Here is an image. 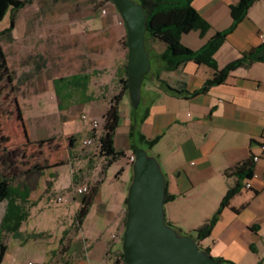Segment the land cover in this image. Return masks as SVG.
<instances>
[{"label": "crops", "instance_id": "obj_1", "mask_svg": "<svg viewBox=\"0 0 264 264\" xmlns=\"http://www.w3.org/2000/svg\"><path fill=\"white\" fill-rule=\"evenodd\" d=\"M34 1L28 6H33ZM238 1L193 0V5L210 28L204 35L198 29L187 28L181 41L192 49L201 48L216 32L233 24L231 7ZM113 21L108 23L112 24ZM262 35L264 0H256L246 17L227 35L216 52L219 68L264 42ZM164 48H150L154 55L153 69L173 86H186L189 91H195L213 77V68L194 61H188L179 70L164 72L162 63L155 57ZM98 57V67L103 71L85 66L71 74L57 76L50 91L57 103L56 114L61 121V133L73 138L69 152V157H73L74 161L70 162L73 184L98 186L89 213L97 204L102 216L118 226L117 233L122 235L127 215L125 201L133 176L129 160L132 154L129 150L132 116L126 109H121L127 96V93H122L119 104L121 121L114 146L117 150L126 151V158L107 165L106 158L100 153L98 139L102 134L104 115L115 96L120 94L122 79L126 78V74L123 65H120V58ZM148 81L151 82L143 90L142 110L148 108L149 112L140 131L150 139L161 137L152 150L166 175L167 190L175 196L165 203L166 217L190 232L213 216L228 189L237 183L238 177L227 175L226 170L259 152L260 143L264 140V61L239 67L223 83L190 98L163 90L155 76ZM115 89L117 94L113 95ZM78 105L88 107L91 115L100 123L99 128L92 129L86 138L94 139L89 146L84 143L86 139L80 144V132L72 119L71 113ZM84 121L92 124L88 119ZM50 134V130L39 128L34 138H44ZM85 146L88 147L85 149ZM246 183L247 186L224 209L211 235L199 243L203 248H210L214 257H223L237 264H259V261L264 264V160L254 163V175ZM73 198L76 215L83 195L75 194ZM114 202L115 206L112 207L111 203ZM238 208L241 210L236 212ZM82 226L83 223L76 229H82ZM67 235L69 244L65 261L68 264L72 263L73 258L85 264H110L108 258L113 253L107 240L98 237L89 246L78 233L69 231Z\"/></svg>", "mask_w": 264, "mask_h": 264}, {"label": "rangeland", "instance_id": "obj_2", "mask_svg": "<svg viewBox=\"0 0 264 264\" xmlns=\"http://www.w3.org/2000/svg\"><path fill=\"white\" fill-rule=\"evenodd\" d=\"M34 2L33 6L18 12L15 27L10 32L6 31L11 27L10 12L0 23V170L14 185L27 183L31 188L30 200L34 203L19 232L4 236L8 247L2 264H64L66 254L61 251V239L65 236L63 244H67L69 231L78 233L89 246L98 237L107 240L113 253L108 261L115 264L123 251L122 239L112 238L118 226L102 216L97 204L82 229H76L73 197L83 194L78 193V185L73 184L70 162L74 161L69 157L73 138L61 133L57 103L50 88L55 77L85 66L103 71L98 67L101 55L120 58V65H124L128 55V46L124 44L127 30L112 2ZM112 19L115 22L108 23ZM148 45L159 50L166 44L150 39ZM150 82L146 80L145 86ZM116 92L115 89L113 95ZM78 106L71 114L80 132V144H83L93 129L91 123L84 121V116L90 121L95 118L88 107ZM121 109H126L128 114L133 111L128 94ZM39 128L50 130L52 134L36 139L35 131ZM148 152L154 155L152 149ZM59 196L63 197L62 202ZM115 202L111 203L112 207ZM73 259L71 264H85Z\"/></svg>", "mask_w": 264, "mask_h": 264}, {"label": "trees", "instance_id": "obj_3", "mask_svg": "<svg viewBox=\"0 0 264 264\" xmlns=\"http://www.w3.org/2000/svg\"><path fill=\"white\" fill-rule=\"evenodd\" d=\"M136 1L143 5L147 15L148 31L146 33V46L152 60L151 71L144 79L142 98L146 80H149L154 76L163 90L176 96L190 98L199 93L207 92L214 85L223 83L233 70L239 67H247L256 61H264V42L255 48L243 52L239 58L231 61L223 68H219L215 58L216 52L224 44L227 35L241 20L246 17L248 9L256 0H239L237 4L233 5L231 7L233 24L225 30L216 32L208 40V42L199 49H192L181 41V36L187 28L198 29L201 31L202 35H204L210 28V24L193 5V0ZM32 2L33 0H0V23L9 12L11 14V27L6 30L7 32H10L15 27L18 12L26 6L32 4ZM105 2L114 3L113 0H105ZM150 39H159L166 44L165 48L155 55L157 60L162 63L164 72L179 70L188 61H194L196 63L207 64L213 68L215 70L213 77L207 79L205 84L200 89L195 91H189L186 86H173L166 79L162 78L160 72L158 73L157 71L156 73L153 69L154 55L151 53L148 46V41ZM124 44L127 46L126 39ZM123 69L126 74V78L122 79V90L119 95L115 96L114 102L109 106L104 115L102 134L98 139L100 153L106 158L107 165H110L114 161L126 156V151L117 150L114 146L115 136L121 121V110L119 106L121 94H128L127 61L124 63ZM60 80L63 79L61 78ZM142 103L143 99L141 100L139 108H133L131 113L132 123L129 132V150H131L134 154H136L138 147H144L147 150L152 149L161 138L160 136H157L150 139L140 131V126L148 116L149 112L148 108L142 110ZM254 163L255 162L251 156L231 169L226 170L227 175L237 176L238 181L234 186L228 189L213 216L207 219L202 225L190 232H186L166 218L167 223L178 229L181 234L192 235L197 242H200L210 236L224 209L230 205L232 198L239 194L241 190L247 186L246 181L253 177ZM97 192V185L89 186L88 192L83 195L80 208L75 215L77 227L83 223L84 219L88 215ZM30 195L31 188L27 183L22 182L21 184L14 185L0 170V200L7 201L5 213L0 223V264L3 262V258L8 247L7 243L4 241V236H12L19 232L21 226L30 215V207L34 204L30 200ZM174 198L175 196L170 194L167 190L165 203L173 200ZM125 202L127 203V199ZM243 207L244 206L241 208ZM241 208L235 209V211L239 212ZM65 238L66 237L64 236L61 239V251H63L64 254L68 251L69 244V242L65 245L63 244ZM204 249L210 253V248L207 247ZM119 257L120 259H118L115 264H119L120 262L126 264L124 261L123 251L120 252ZM215 258L220 259L224 264H237L223 257ZM64 264H68V262L65 261ZM259 264H263V262L259 261Z\"/></svg>", "mask_w": 264, "mask_h": 264}, {"label": "water", "instance_id": "obj_4", "mask_svg": "<svg viewBox=\"0 0 264 264\" xmlns=\"http://www.w3.org/2000/svg\"><path fill=\"white\" fill-rule=\"evenodd\" d=\"M127 30L128 95L134 109L142 100L145 76L152 68L146 46L147 15L136 0H113ZM122 249L126 264H224L190 234L167 223L166 175L155 155L138 147L132 163ZM1 201V200H0ZM7 204V201H5Z\"/></svg>", "mask_w": 264, "mask_h": 264}, {"label": "built area", "instance_id": "obj_5", "mask_svg": "<svg viewBox=\"0 0 264 264\" xmlns=\"http://www.w3.org/2000/svg\"><path fill=\"white\" fill-rule=\"evenodd\" d=\"M262 38L264 39V35H262ZM84 119H87L86 116H84ZM92 125H93V129L96 130L99 128L100 126V123L97 119H93L92 121ZM86 145H92L94 143V139L92 137L88 138L85 140L84 142ZM135 158H136V154L132 153L130 156H129V160H130V163L132 164L134 161H135ZM252 159L254 162H258L260 160H264V140L260 143V149H259V152L258 153H254L252 155ZM77 192L80 193V194H85L88 192L89 190V186L88 185H81V186H78L76 188ZM58 200L60 202L63 201V197L62 196H59L58 197ZM113 239H122V235L119 233H116V234H113L112 236Z\"/></svg>", "mask_w": 264, "mask_h": 264}, {"label": "bare ground", "instance_id": "obj_6", "mask_svg": "<svg viewBox=\"0 0 264 264\" xmlns=\"http://www.w3.org/2000/svg\"><path fill=\"white\" fill-rule=\"evenodd\" d=\"M4 206H5V202L0 201V220L4 212Z\"/></svg>", "mask_w": 264, "mask_h": 264}]
</instances>
